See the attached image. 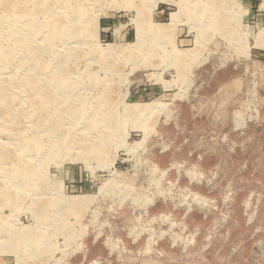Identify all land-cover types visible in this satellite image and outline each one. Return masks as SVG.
<instances>
[{"label": "rangeland", "instance_id": "rangeland-1", "mask_svg": "<svg viewBox=\"0 0 264 264\" xmlns=\"http://www.w3.org/2000/svg\"><path fill=\"white\" fill-rule=\"evenodd\" d=\"M0 264H264V0H0Z\"/></svg>", "mask_w": 264, "mask_h": 264}, {"label": "bare ground", "instance_id": "bare-ground-1", "mask_svg": "<svg viewBox=\"0 0 264 264\" xmlns=\"http://www.w3.org/2000/svg\"><path fill=\"white\" fill-rule=\"evenodd\" d=\"M214 2V1H213ZM150 31V30H149ZM99 51H100V49H98ZM103 52V51H102ZM101 53V52H100ZM152 107V106H151ZM140 111V110H139ZM38 147V146H37ZM64 152H65V150H64ZM15 170V169H14ZM74 204V203H73Z\"/></svg>", "mask_w": 264, "mask_h": 264}]
</instances>
